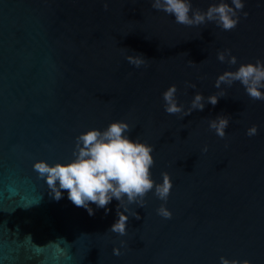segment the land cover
Returning a JSON list of instances; mask_svg holds the SVG:
<instances>
[{
  "label": "water",
  "instance_id": "water-1",
  "mask_svg": "<svg viewBox=\"0 0 264 264\" xmlns=\"http://www.w3.org/2000/svg\"><path fill=\"white\" fill-rule=\"evenodd\" d=\"M219 2L191 0L201 11ZM242 2L224 31L178 24L152 0H0V264H264V101L239 81L216 87L264 62V0ZM172 85L178 114L164 108ZM196 94L203 110L185 114ZM218 118L229 121L223 138L209 126ZM116 121L152 146L153 181L172 183L166 202L154 190L143 206L125 197L124 236L109 231L118 201L90 216L67 192L52 199L33 169L70 162L78 135Z\"/></svg>",
  "mask_w": 264,
  "mask_h": 264
},
{
  "label": "clouds",
  "instance_id": "clouds-1",
  "mask_svg": "<svg viewBox=\"0 0 264 264\" xmlns=\"http://www.w3.org/2000/svg\"><path fill=\"white\" fill-rule=\"evenodd\" d=\"M152 7L173 16L175 22L181 25L192 27L215 22L222 30L231 31L239 23L238 12L243 10L244 3L242 0H231L229 4L225 0H220L219 3L209 6L206 11H201L193 9L191 0H152ZM127 59L137 68L145 63L142 57L129 56ZM217 59L224 62L225 53H219ZM227 62L230 65L236 64V57L230 56ZM236 81H239L251 99L264 101V91H262L264 62L257 60L254 64H241L236 71H226L218 77L216 87H220L221 83L231 85ZM176 92V86L172 85L163 93L164 108L168 114H178L183 111V106L176 99ZM207 99L213 106L218 102L216 95ZM203 100L201 94H196L191 108L185 114H190L194 109L202 111L205 106ZM228 123L227 118H218L210 122L209 126L223 138ZM130 131L129 124L123 121L112 122L104 130H88L76 137L74 159L70 162L53 164L41 159L33 164L34 171L46 184L52 199L59 201L67 192L68 200L74 206L85 209L90 216L95 215L91 205L94 204L96 209H104L107 215L111 211L108 205L114 199L118 201V219L109 231L120 236L126 234L128 220V217L119 211L125 197L129 204L138 203L143 206L144 197L154 190V195L166 202L172 188L167 173L162 174L161 184L153 181L150 171L154 165L153 148L138 139L129 138L127 133ZM256 133V126H252L247 131L249 136H254ZM157 212L163 218H171V212L163 205ZM114 254L120 255L119 250H114ZM220 264H241V262L221 257ZM243 264L248 262L244 261Z\"/></svg>",
  "mask_w": 264,
  "mask_h": 264
}]
</instances>
